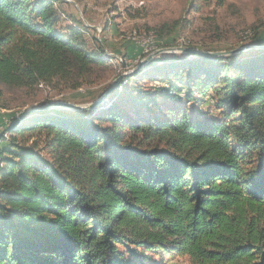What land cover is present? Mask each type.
<instances>
[{"label": "trees", "instance_id": "1", "mask_svg": "<svg viewBox=\"0 0 264 264\" xmlns=\"http://www.w3.org/2000/svg\"><path fill=\"white\" fill-rule=\"evenodd\" d=\"M61 4L0 0V97L106 79L113 60L85 28L62 26ZM207 104L217 117L197 107ZM10 124L0 264H162L148 253L264 264V50L159 58L93 111H34ZM35 138L51 158L38 139L29 146Z\"/></svg>", "mask_w": 264, "mask_h": 264}, {"label": "rangeland", "instance_id": "2", "mask_svg": "<svg viewBox=\"0 0 264 264\" xmlns=\"http://www.w3.org/2000/svg\"><path fill=\"white\" fill-rule=\"evenodd\" d=\"M61 2L62 4L58 6L63 18L62 26L72 24L85 28L90 44L98 47L92 43V39L101 43L107 56L113 60V65L106 79L94 87L70 90L62 86L55 89L40 86L31 92L4 90L3 96L0 97V137L11 125L12 120L22 114L49 108L51 111L75 112L52 108V105L59 102L80 106L91 104L102 97L113 82L124 74L134 72L129 75L132 76L147 65L156 63L159 58L176 60L188 56L177 51L159 54L137 70L142 61L161 49L183 47L200 52L221 53L257 44L264 45V0H227L222 6L215 2L208 6L200 4L197 0H61ZM197 6L200 7L199 11L194 9ZM193 9L194 12L190 13ZM176 21L183 23L164 39L156 38V28L164 24L173 25ZM256 34L259 37L254 40ZM157 85L165 86L162 83L156 82L155 85L152 81H146L143 88L153 89ZM197 107L201 111H211L213 117L218 116L210 104ZM5 137L8 138V134ZM37 139L29 142V146ZM43 140L38 139V151L46 158H51L48 150H45ZM4 144L0 140V150ZM148 256L162 264H191L185 258L163 259L152 253H148Z\"/></svg>", "mask_w": 264, "mask_h": 264}, {"label": "water", "instance_id": "3", "mask_svg": "<svg viewBox=\"0 0 264 264\" xmlns=\"http://www.w3.org/2000/svg\"><path fill=\"white\" fill-rule=\"evenodd\" d=\"M251 50H264V45L257 44V45L247 46V47H244V48H241L238 50H234V51H230V52H221V53L200 52V51H197L194 49L183 48V47L172 48V49H161L159 51L154 52L153 54L148 56L144 61H142L140 66L137 68V70H140L145 64L149 63L155 56H157L159 54H163V53L172 52V51L183 52V53L191 55V56L203 55V56H208V57H225V56L237 55V54H240L242 52L251 51ZM137 70H135V72H137ZM133 73L134 72H132L130 74H133ZM130 74H124V75L120 76L117 80H115L113 82V84L109 87V89L104 93V95L102 97H100L97 101H95L91 104L80 106V105H73V104H69V103L59 102V103L53 104L52 108H62V109L71 110V111H75V112L93 111L99 107L104 106L109 101L111 95L113 94L117 84L121 81V79L124 78L125 76H129Z\"/></svg>", "mask_w": 264, "mask_h": 264}, {"label": "bare ground", "instance_id": "4", "mask_svg": "<svg viewBox=\"0 0 264 264\" xmlns=\"http://www.w3.org/2000/svg\"><path fill=\"white\" fill-rule=\"evenodd\" d=\"M0 167H2V164H1V159H0Z\"/></svg>", "mask_w": 264, "mask_h": 264}]
</instances>
